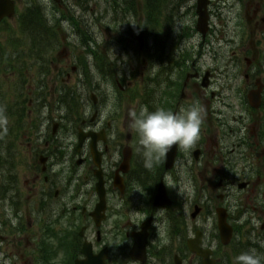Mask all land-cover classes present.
<instances>
[{"label": "flooded vegetation", "instance_id": "flooded-vegetation-1", "mask_svg": "<svg viewBox=\"0 0 264 264\" xmlns=\"http://www.w3.org/2000/svg\"><path fill=\"white\" fill-rule=\"evenodd\" d=\"M239 1L243 7L253 10L252 19L254 20L260 9L264 7V0ZM232 2L235 3V0ZM232 2L229 3L230 8L233 6ZM207 9L209 23H211L213 14H216L214 5L210 3ZM260 24V29L264 30V18L260 20ZM82 27L84 29L89 27L84 20ZM211 30L210 24L209 32L204 37L200 36L198 43L200 50L204 49L203 46L206 47V50L210 48L207 36L210 37ZM227 46L225 45V47ZM249 46L248 44L244 48L241 46L245 55L249 53ZM241 47L238 51H241ZM234 53L232 54L234 55ZM57 56L58 53L55 50L56 60H50L48 66L39 68L46 69V71L37 75L39 78L36 83L37 88L34 91H29L30 94L34 92V101L28 102V111L26 114H22L23 117L25 115H28L29 118L35 117V126L41 124L35 132L36 143L28 141L21 147L25 150L23 156L24 159H27V167L25 169L21 167L20 173L19 170L14 172L4 186L5 197L1 205L5 213L0 223L2 232L0 235L2 254L0 264H70V252L74 254L72 262L74 264L76 259H85V256L81 254V247L86 241L91 243L92 255L94 257L99 255L101 259H104L103 264H137L130 260L129 251L133 245V235L140 233L143 229L147 234L148 257H146L145 264H155L159 260L163 264V258L167 255L168 258L172 255L173 259L175 256L179 257L184 264H193L195 261L193 255L189 259H185L179 252L167 253V248L160 249L158 245L153 244V241L157 240L154 233L157 217L163 215L170 217L171 209L180 205L171 191L179 190L182 187V183L186 182V174L192 178L196 176L197 173L193 171L194 164L186 160V151L176 146L172 169H165L166 155L153 162L150 168L146 167L142 149L138 144L139 138L131 127L128 113L141 106L147 107L150 111L163 107L174 112L193 104L194 101H199L201 106L200 97H198L200 91H193L186 95L189 85L201 90V93L204 91L199 86L202 77L201 67H197L199 66L198 62H192L189 66L190 75L194 77L190 78L188 82L185 81L188 73L183 77V74L176 71L181 69L182 61L179 62V67L171 62L173 71L170 72L169 68L167 69L161 82L162 91L160 92L152 86V82L154 84L155 81L159 85L158 75L147 70V64L141 62L140 87L138 88L140 90L135 93L130 92L129 96L125 95V98L133 99L135 105L130 109L131 107L129 108V105L126 104L128 111L126 109L123 112V103L126 100L120 95L115 99L112 112L106 115L103 114L104 110L98 107L104 96V77L102 72L100 73L101 70L88 60L84 66H80L78 61H75L76 65H69V61L60 64V62L57 63ZM67 57L66 52L64 58ZM39 60L41 59L39 58ZM128 63H130L129 60L126 64ZM227 66L232 67L233 60H229ZM204 73L208 74L207 88L214 86V71L206 70ZM43 77L45 80L42 81ZM88 78L93 80L94 89L91 92L88 91L92 103L85 108L86 110L91 109L92 114L84 113L79 125L67 130V139L64 140V143L60 141L58 145V140L54 143L52 137L47 135L43 137L40 127L41 121L46 117L40 114L47 111L52 114L54 111L53 106L46 99L57 98V91L64 90L63 85L66 84H74V90L77 93L79 91L77 89L88 87ZM244 79L247 82L249 77L245 75ZM115 82L120 93L123 94L125 88L121 86V82L117 78ZM143 82L149 83V89L147 86L146 88L142 87ZM129 85L135 84L130 83ZM73 93L75 94V92ZM90 94L95 95L93 99ZM215 96L214 92H210V99ZM207 102L206 99L203 109L205 124L211 121ZM237 119L240 121L241 117H232L235 122ZM239 124L243 126V121H240ZM30 125L32 126V124ZM88 132H96L95 147L100 160L98 173L103 179L105 189L106 216L99 229L90 228L91 225H94L91 214L98 202L95 192L96 169L93 166L90 149L91 138H84L79 145L80 133L84 135ZM259 132V128H254L251 131L252 135H247L244 128H230L228 138L231 140L232 148L225 151L226 155L223 156L217 154L220 148L223 150L226 148L223 140L219 137L218 143L217 138H212L215 148L213 157L217 156L219 164L215 165L216 161L213 160L203 162L202 182H216L219 187H222V185L234 183V180L242 178L247 183V187L250 186L252 193L258 187L264 186V147L261 154L255 153V157L258 158V162L253 163L255 168L246 173L240 171L239 179L233 175V170L229 165L230 158L235 153H240L242 161L249 159L260 139L264 141L262 135L258 134ZM209 141V137L205 136L204 138L201 131L200 139L193 148L199 150L200 157H204L209 149L212 150L213 147H209ZM210 154L212 155V153ZM58 166L65 168L66 171V176L62 178L65 180L64 185L59 182L63 171L59 175ZM173 171L176 175L172 174ZM161 184L164 185L166 193L173 203L170 206L155 208L153 199ZM177 197L179 198L180 195ZM76 224H80L77 231L74 227ZM207 237L208 240L212 239V237ZM203 243L205 247L208 246L205 238H203ZM152 247L155 250H151ZM149 258L155 260L152 261ZM199 261L201 264V260Z\"/></svg>", "mask_w": 264, "mask_h": 264}, {"label": "rangeland", "instance_id": "rangeland-1", "mask_svg": "<svg viewBox=\"0 0 264 264\" xmlns=\"http://www.w3.org/2000/svg\"><path fill=\"white\" fill-rule=\"evenodd\" d=\"M46 3V6H44V14L48 17L49 21L52 20L53 13L56 14V17L59 16L57 12H53V8L51 7V1L49 0H44ZM78 2L80 6L76 3ZM155 0H139L138 2L133 3V11L132 13H129L127 11H124L119 5L118 6H113L110 3H108L107 0H85L84 6L82 3H80L78 0H68L66 1V4L70 10L74 12V15L77 17H81L82 19H85L88 24L90 29L88 30L90 33H96L94 36L96 37V42L99 43V45L102 47L105 55H112L110 56L111 58L115 55L120 56V54H123L122 59L126 58V52L122 51L121 47L117 46L118 39L121 37V35L126 33V28H130L132 33L135 34V36L138 35L139 31L144 32V51L142 50V53L144 56H147V54L151 51L153 54L156 53L155 50V42H159V45L162 49L165 45L168 46V44L171 42V37L173 38V34L169 33V22H166L165 20V15L166 13L168 15L174 16L176 25V30L182 26V25H190L192 20H194V14H192L188 11L191 10V7L193 6L194 0H163L161 4L162 8V16L160 17V22L161 26L159 27V31H156L153 27V21H158L157 19L152 20L148 19V17L145 15L147 12H149V7L153 6ZM180 2V3H179ZM179 3V4H178ZM178 4V5H177ZM142 5L144 8L145 14L143 15L142 12ZM177 5V6H176ZM43 6V5H42ZM176 6V7H175ZM188 6V7H187ZM138 7L141 10H138ZM175 7L172 12H169V9ZM237 15H236V21L237 24L243 25L246 23V18L243 15V10L240 8H237ZM70 25L66 23H62L61 28L59 30L60 33L66 34V32H71V29L67 28ZM126 26V27H125ZM193 28V26H191ZM246 27V26H245ZM246 33V31H245ZM189 38L184 44L183 48L181 49L180 54L182 55V58L184 60V51L187 52L188 56V61L185 59V65L188 66L190 65L191 62L195 61L196 63L198 62L199 66L201 67L202 71L204 69H211L213 70L214 68L216 69V75L218 76L216 78L217 82L219 85L222 84V82H226V87H215L216 90L219 91L221 94V97L218 96L217 98L214 99L213 105L214 108L220 109L218 110L222 116L224 117V120H229V124L232 126L231 122V117H237L238 115L242 116L245 121L244 124H249V126L255 127L259 124L261 121V116L263 115L264 117V111L259 110V111H254L252 110L247 103H243V97L245 98V95L247 93V86H250V84H245L241 75L244 72L245 69V63L242 61L240 64L236 67H233L228 71V68L225 64V61L229 60V55L227 54L228 49L227 47L224 46V44H221V42L215 43L212 42L214 46H218L221 44L220 48L221 49H216V52L219 51V56H217V60L214 61V59H210L212 54L209 53V57L207 55L205 56L206 58H203V55L201 53L200 48L198 47V43L200 42V38L198 34L188 33L187 34ZM193 36V37H192ZM247 34L245 35V44L250 45V49L254 50V39L257 38L255 35H252L249 37L247 40ZM160 41H159V40ZM236 41L239 42L241 39V34L235 37ZM71 40L73 41L74 45L78 44L79 40H75V37L72 35ZM194 41V42H191ZM29 40L24 38V35L22 34L21 28L19 27V22L16 20L12 21H7L6 23H3L0 26V48H3L5 54L9 56L12 53H17V54H26L29 48ZM133 45V50L130 53L131 58L133 59H140L142 55H138L136 53V50L138 49V42L137 41H132ZM96 48V46H95ZM166 48L162 52V56L165 58ZM211 48L208 49V51ZM160 50V49H159ZM221 51V52H220ZM199 53V55H198ZM253 56L258 59V53L253 52ZM158 56V55H157ZM237 56H240V53L237 51ZM11 59L14 60L12 62V65H16L14 68L17 69V66H22L16 62V57H10ZM110 58V62L111 61ZM176 59V56L174 55V51L172 49L169 50L167 54V61L173 62V60ZM28 62V60H26ZM7 60H4L3 63L0 62V65L2 64L3 68L7 67ZM62 62V61H61ZM26 65H29L27 63ZM133 65H138L135 61L133 62ZM132 64L127 65H119L118 68L123 69L119 74H122L126 79L123 81V84L128 83L133 77H135V81H138L136 74L138 75L140 67L134 68V72L130 71L129 67L133 66ZM158 67L155 65L154 71L157 72ZM228 71V72H227ZM6 72V74H4ZM3 73H0V95L1 96H8L9 94H12L13 92V87H14V80L8 78L7 76L10 75V69L7 71H4ZM137 72V73H136ZM234 73V77H233ZM6 75V76H5ZM26 84L24 85V88L28 86L30 83V73L26 74ZM225 77L221 81L219 77ZM227 77L229 79H227ZM233 79H230V78ZM4 79V81H2ZM227 79V80H226ZM10 85V88L8 89V85ZM243 89V91H242ZM26 91V90H25ZM108 94L110 96H117L116 89L113 85H109L107 87ZM193 91H200L199 92V100L201 101V107L204 109V97L203 93H201V90L196 89L195 87H192L189 85L186 90V95ZM202 94V95H201ZM245 101V100H244ZM199 102V101H198ZM133 105V104H132ZM228 105V108H227ZM209 107V106H208ZM210 108V107H209ZM211 109V108H210ZM219 118H221L218 115ZM246 117V118H245ZM8 124H7V130L5 132L3 127H0V201L1 204H3V199H4V194H3V188L4 185L7 181V179L10 177L11 174H7L10 170L16 172L19 170L20 173V168L23 167L24 169L27 167V159H24L23 156V151L25 152L24 149H22L20 146V142H23V138L21 139L23 133H24V127L28 126V119L27 117H23V119L19 122V129H17V122L16 120L13 119H7ZM263 125H264V119ZM217 128H219V125H217ZM65 130V129H64ZM63 129L58 131L57 135L59 138L64 137L65 132ZM201 130H204V132L207 134V136L215 133V128L213 126V123L209 124H202ZM254 130V128H249L247 127L246 133L247 135H252L251 131ZM26 131V130H25ZM42 132L44 135H48L51 133V127H50V121H45L42 126ZM27 134V133H26ZM4 136V137H3ZM257 140L259 138L257 137ZM25 142V141H24ZM7 143L10 144V148H5ZM261 147L263 145L259 143ZM6 151L8 154V158H5ZM10 151V154H9ZM190 152H188V155ZM187 157V153H186ZM189 157V156H188ZM7 160V161H5ZM209 160V155L208 157H202L200 159V162L198 164H195L193 171L196 174L194 178H192L190 175L186 174L185 175V185L187 190L189 192L195 191L194 194L191 195L190 200H199L200 202L204 201V195L203 191L207 188H210V190L214 191V194L212 195L213 198H211L212 202L219 206L218 201H215L214 198H216V193L218 191V188H216V185H213L210 183L209 185L203 184L201 180V173L203 169L201 168V164L203 161ZM15 161V163H13ZM192 162L193 160L189 157V162ZM258 162V160H255V164ZM241 165V163H239ZM173 175H176L175 171L172 173ZM23 178V175H21ZM59 182L64 185L65 180L59 177ZM172 186V184H170ZM60 187V186H59ZM58 187V188H59ZM177 196H183L184 194V189L181 187L179 190H172V195ZM188 193H186L187 195ZM243 194V192H242ZM241 194V195H242ZM236 199V197H235ZM235 199L234 201L232 199H228V202L232 206V210L235 211ZM187 202L185 210H188L189 207V202ZM237 200V199H236ZM238 202V201H237ZM213 203H207L206 207H211ZM0 204V208H1ZM76 205V204H75ZM171 212L174 213V210H171ZM208 210L205 208V211L201 218L198 220L197 224L199 226L206 227L205 232L212 231L211 234H214V230H211L210 225H206L201 223V221L207 216ZM4 208H2L0 212V219L3 217L4 218ZM245 220V217L241 219L240 222H243ZM257 225V229H259V224ZM92 226H90L91 228ZM93 229V228H91ZM250 227H244L243 229L239 231V234L236 235V238L233 239L232 245L229 244L228 247H222L218 246V251L220 252L222 259L220 260L219 264H234L235 257L239 255L240 253L248 250L249 248H254L256 249L259 253L264 254V241H259L256 239V236L261 237L263 233L258 232V230H255L253 232H250ZM191 230V226L188 225L185 227L182 225L181 222H179V218H176L172 213H170V217L163 215V216H158L156 220V226L154 229L155 236L157 240L153 241L154 245H158L159 248H167V253L168 252H179L185 259H189L191 255L187 252L185 243H184V238L189 234ZM2 234L1 229H0V235ZM250 245V246H249ZM151 250H154L153 247ZM1 253H0V258H1ZM193 264H196L194 261Z\"/></svg>", "mask_w": 264, "mask_h": 264}, {"label": "clouds", "instance_id": "clouds-1", "mask_svg": "<svg viewBox=\"0 0 264 264\" xmlns=\"http://www.w3.org/2000/svg\"><path fill=\"white\" fill-rule=\"evenodd\" d=\"M131 127L136 132L139 147L145 158V166L150 168L152 163L165 156L173 146L184 151L192 150L200 139L204 111L198 101L171 111L163 107L150 111L141 106L128 113ZM5 109L0 107V127L7 130ZM234 264H264V254L254 248L240 253L235 257Z\"/></svg>", "mask_w": 264, "mask_h": 264}, {"label": "water", "instance_id": "water-1", "mask_svg": "<svg viewBox=\"0 0 264 264\" xmlns=\"http://www.w3.org/2000/svg\"><path fill=\"white\" fill-rule=\"evenodd\" d=\"M200 1L201 0H199V3H202ZM13 13H14L13 2L11 0H0V20H1V18L5 17V16L12 17ZM200 16H201V14H200ZM204 23H205V16L203 15L199 19L198 28H200L202 30ZM249 98H250V103H252V105H254V106H257L256 97H254L253 95H250ZM169 152L171 154L174 153L173 147L170 151H168V153ZM98 191H99V186H98ZM158 199L160 202L162 201L161 192H159V194H158ZM101 210H102V206H99L97 208L95 214L98 216L99 212ZM221 230H222V227H221ZM143 243H140V244L134 246V248L131 252V256L133 258H139L140 259V257H141L140 252L143 251ZM189 248H190V250L194 251L195 253H197L198 255L203 257V264H213V260L209 258L210 251L209 250H203L201 248L199 242L192 241L191 243H189ZM81 252L84 255H86L87 259L85 261L76 262V264H91L94 261V257H91V255H89V249L85 243L81 249ZM176 264H178V263L176 262Z\"/></svg>", "mask_w": 264, "mask_h": 264}]
</instances>
